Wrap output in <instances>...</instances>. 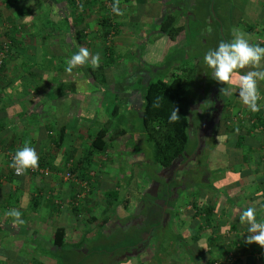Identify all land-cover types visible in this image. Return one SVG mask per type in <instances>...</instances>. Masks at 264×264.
I'll return each instance as SVG.
<instances>
[{
    "label": "crops",
    "instance_id": "1",
    "mask_svg": "<svg viewBox=\"0 0 264 264\" xmlns=\"http://www.w3.org/2000/svg\"><path fill=\"white\" fill-rule=\"evenodd\" d=\"M199 1L119 0L124 15L114 14L117 31L106 52L105 83H101L96 69H87L91 64L72 73L65 70L68 59L88 43L77 33L87 28L88 37L96 40L104 27L99 0H82L83 13L76 10L80 15L71 14L68 0H0V45L10 41L0 67V141L34 148L39 164L48 167L46 174L27 170L17 175L6 150L0 154V264H146L151 230L142 225L147 219L146 201H152L146 194L148 199L157 194L168 168L153 165L151 154L142 149L141 121L134 122L140 119L144 86L157 76L167 79L172 71L185 74L187 85L198 86L187 90L185 98L191 118L189 143L170 165L169 174L188 184L175 197L168 222L177 220L178 209L184 208L186 216L193 213L197 189L195 201L212 207L211 224L205 221L207 234L202 236L201 231L199 239L188 242L174 231L182 237L177 242L187 243L184 250L193 254V264H208V248L215 255L213 264H264V248L246 243L248 228L239 222L240 212L248 207L255 208L257 220L264 222V99L258 102L261 110L253 113L239 99L238 88L221 95L225 85L211 77L203 60L209 47L204 52L197 48L191 58L188 53L207 35L215 37L213 49L221 41L231 42L233 33H244L250 43L264 47V12L257 11L254 0H216L215 11L205 13L202 24L195 15L203 14ZM172 9L184 25L175 39L159 31L163 14ZM191 23L194 33L188 40ZM92 45L89 50L99 54L100 65L105 50L97 42ZM174 47L182 50L178 54L182 57L168 60L167 67V52ZM258 83L264 97V81ZM104 123L110 127L102 136L104 148L99 149L92 141ZM70 159L77 163L79 180L94 172L87 190L62 176ZM193 175L205 185L192 184ZM157 202L167 208L163 200ZM11 210L21 213L22 224L7 215ZM57 227H63L61 245L54 243ZM189 229L191 238L198 227ZM116 233L129 238L130 247L109 254L95 249L97 242L104 246ZM208 234L218 236L216 245L202 243ZM167 238L152 243V256L165 250ZM168 241L175 245L176 241ZM228 252L233 258L227 263ZM168 256L173 261L176 251Z\"/></svg>",
    "mask_w": 264,
    "mask_h": 264
},
{
    "label": "trees",
    "instance_id": "2",
    "mask_svg": "<svg viewBox=\"0 0 264 264\" xmlns=\"http://www.w3.org/2000/svg\"><path fill=\"white\" fill-rule=\"evenodd\" d=\"M82 0H80L81 3ZM215 1L216 0H200V4H202V13L203 14H195L199 19L203 20L202 24L205 22L204 14H211L212 10L215 11ZM71 7L75 10L77 9L78 2L76 0H68ZM115 3V0H112V6ZM100 7L106 12L100 17L101 22L104 25L105 33L108 34V31L111 27L117 31L116 21L114 20V12L105 8L102 0H99ZM79 13L78 15H80ZM180 14L176 9L168 10L163 14V17L160 21L159 31L168 35L171 39H175L177 34L183 29L184 25L179 23ZM222 21L219 22V25ZM80 35H86V29L82 28L80 30ZM7 38L12 39V35L7 34ZM7 50L10 41L7 40ZM3 42L0 45V49L2 48ZM106 51L110 47V45L106 44L105 42ZM107 56V57H106ZM105 56V61L102 62L98 68L87 67L89 71H93L96 69L98 76L100 77L99 82L105 83V76H104V66L106 65L109 58V54L107 53ZM3 60L0 64V67L3 65ZM167 60H165V65L167 66ZM168 67V66H167ZM187 81L183 74L179 71H172L170 76L165 79L164 76H157L150 79L147 84L144 86L143 91V98L144 104L140 114V121H141V130L144 133V140L147 141L151 146V155L150 159L153 165L161 166L168 168L176 159L181 157L184 152H186L188 143H189V132L188 126L191 122V118L188 116V112L186 110L185 98L187 95ZM159 98L160 107L154 108L153 102ZM206 101L204 102L205 105ZM177 107L179 109L180 120L177 123H169V116L172 110ZM118 111V107L114 106L111 113L116 114ZM193 121V119H192ZM107 125V124H106ZM108 127L101 126L100 131L94 137L92 141L93 145L98 147L99 149H103V141L102 136L103 134L107 133ZM114 134H117L116 129L113 131ZM100 141V142H99ZM12 146V145H11ZM10 145L6 146L5 143L0 141V147H6L8 150L15 154L16 151L12 150ZM76 163V161H75ZM198 163V162H197ZM74 164V162H73ZM199 164V163H198ZM41 165V164H40ZM194 167H199V165L193 164ZM73 171L77 169V163L71 167ZM196 170V169H194ZM78 175V174H77ZM88 178V176H86ZM193 183L199 187L205 185L204 181L201 177H197V175H193ZM157 181V180H155ZM159 182V181H158ZM188 182H185L184 178L178 179L175 175L168 177H162L159 182V190L155 196H151L146 194L147 200L144 206V211L147 216V221H154L153 225L155 224V230L160 229L159 225L162 226L164 224L165 219L163 220L164 215H168L170 209L174 207V200L175 197L183 191L187 187ZM198 187V188H199ZM205 188H210L211 186H204ZM199 189L194 192V212L193 215H197L199 213H204L205 221L210 223V213L212 207L209 204L202 206L199 201H195L199 196ZM206 200V198H204ZM157 200H163L164 204H167V209L163 210L162 205H160ZM76 206V205H73ZM169 223V222H168ZM167 225V224H166ZM165 225V226H166ZM152 227V226H151ZM149 227H146V231ZM199 228L198 226L197 231L192 233L191 239L197 240L200 238L199 235ZM1 229V226H0ZM63 227H57L54 232V243L61 245L63 244ZM151 232L149 233L150 237ZM135 237V235H134ZM147 237V239H148ZM168 240L172 241L173 243L176 241L178 245H184L188 249V245L185 241H181L178 243V240H182V237L179 233H173L171 237L168 235ZM217 237L212 234H208L206 241L209 245H216ZM138 239V238H137ZM135 238V240H137ZM130 247V244L129 246ZM208 255L206 261L208 264L216 263L214 259L215 256H210V249H208ZM230 251V250H229ZM189 253V252H188ZM233 255L231 252H228L227 258L229 255ZM190 258L192 259L193 254L189 253ZM218 258V256H217ZM215 260V262H214ZM161 263V262H160Z\"/></svg>",
    "mask_w": 264,
    "mask_h": 264
},
{
    "label": "clouds",
    "instance_id": "3",
    "mask_svg": "<svg viewBox=\"0 0 264 264\" xmlns=\"http://www.w3.org/2000/svg\"><path fill=\"white\" fill-rule=\"evenodd\" d=\"M112 11L119 16L124 13L119 8V0H115ZM231 42L221 41L216 49H210L203 57L206 66L211 69V77L221 85V95H231L234 88H238V96L242 103L253 112H259L258 103L264 97L259 90V81H264V70H261V61L264 60V47L250 43L244 33H233ZM99 54L93 55L87 47L81 46L67 61L66 72L72 73L74 68L91 64L93 68L99 67ZM244 69H250L243 72ZM154 108H159V98L153 102ZM180 120L179 109L175 107L170 116L169 123ZM17 174L27 170L39 168V156L32 147L24 146L18 149L10 165ZM7 215L14 218V223L22 224L21 213L11 210ZM239 222L247 225L248 235L246 243H256L264 248V222H259L256 209L248 207L239 214Z\"/></svg>",
    "mask_w": 264,
    "mask_h": 264
},
{
    "label": "rangeland",
    "instance_id": "4",
    "mask_svg": "<svg viewBox=\"0 0 264 264\" xmlns=\"http://www.w3.org/2000/svg\"><path fill=\"white\" fill-rule=\"evenodd\" d=\"M78 1H79V3H78V6H77V9L74 10L72 8V10H73V12L71 13L72 15H74L76 13L77 14L81 13L84 10V8H85V3L84 2H81L80 3V0H78ZM241 1H244V0H241ZM254 4H255V6L257 8V11H259V9H261L264 12V0H254ZM191 7H194V5L192 4ZM7 9H12V7L9 6ZM79 9H80L81 12H76V10H79ZM101 10H102V12H99L100 17L106 12L105 10L102 9V7H101ZM262 19L264 20V18H262ZM242 21L243 22H249L251 20H247V19H244L243 18ZM202 22H203V20H202ZM192 25L193 24L191 23L190 24L191 27L189 28V26H188V28H187L186 35H187V39L188 40H190L191 36L194 33V30L192 29ZM197 25H198V23L195 24V26H196L195 30H197V28H198ZM77 34H78V36H80V38L82 40H84L85 42H88L87 45H85V47H87L89 49V47L92 45V43H94V42L96 43L97 42L98 46H100V48H101L100 50L103 51V49H104L105 50V54H106L107 51H106V47H105L106 46L105 45V41H106V35H107V33H105L104 27H103L102 31H100L97 34L98 38L96 40L95 39H93V40L90 39L91 38L90 36L88 37L89 30L87 28H86V35L81 36L80 33H77ZM115 34H116V31H115L114 35ZM113 38L111 39L109 45H111V43L113 41ZM88 39H90V40H88ZM214 39H215V37L214 38H211L208 35L207 36H203V40H205V42L200 43V44H197L196 47H194V46L191 47L190 50L188 51L190 58L193 57L194 54L198 53V49L199 50L200 49H203V52H204V50L207 47H209L208 50L213 49L215 47V46H213ZM95 45L96 44H93L92 46H95ZM181 52H182V50L179 47L172 48L169 52H167L166 60L167 61L169 60L168 62H170V61L173 62V59L174 58H180L181 59L182 56L181 55H178V54H181ZM109 53H110V51H109ZM167 57H169V58H167ZM198 57H200V56H198ZM183 75L185 77V74H183ZM185 79H186V77H185ZM192 84L193 83H188V85H187L188 91L192 87H197L198 86V85H196V86L193 85L192 86ZM200 96L203 97V94L200 95ZM139 120H140L139 118L135 119L134 124H138ZM102 126L110 127V125L108 123H104ZM18 129L21 130L23 128H13L14 132H17ZM5 145L8 146L10 144H8L6 142ZM19 146H21V144H19ZM11 147H12V150L13 151H17L18 149H21V147L20 148H17L14 145H12ZM22 147H24V146H22ZM0 149H1L0 154L1 153L4 154V151L3 150H6V151L8 150L7 148H2V147H0ZM142 149H143V151H145V153L147 155H150L151 154V146H150V144L147 141H144V143L142 145ZM75 164L76 163H75V160H74V165ZM64 172H65V167H64V170L62 172V176H63ZM149 182H151V180ZM149 182H148V184H149ZM155 185H156V183H155ZM194 210H196V209H194ZM194 210H193V212H194ZM185 211L186 210H184V208L178 209L177 212H176L177 215H178L177 216V220L176 221H171L169 223H168V220H172V218L170 219V217H169L170 215L169 214H168L169 216L168 215L165 216V222H164L165 224H162V226L159 225V228L160 229H157L156 231H155V228H156L155 227V224L153 225L154 221H147L146 220L145 224H143L144 226L142 225V228H144L145 230H146V227H149L148 229L151 230V236L149 237L150 240H149V242L146 243V250L144 252V254H145V257L144 258L146 260V262H145L146 264H158V262L159 263L162 262V264H164V263L165 264H169V263H172V264H175V263L176 264H193V260H191V258L188 256V254L184 250V245L185 244L184 245H178L175 242L174 243L175 245H173L171 242L168 241V239H166V242H164V246L162 247L165 250H163V251L161 250V252L159 254V256H161V258L159 256H155L154 257L150 253V252H152L151 250H153L152 249L153 248L152 243L153 242H156V239H158L159 237H163V236L167 237L168 235L171 237V235L174 233V231L180 232L181 234H183L184 236H186L188 242H190L191 241V238H190L191 229H189V228L191 227V225L194 228H197L198 226H200L199 231L200 232L203 231L202 233L204 234L202 236H205L207 234L206 233V229H205L206 227H205V219H204L205 215H204V213H199V214H197L195 216L192 213V214H189L188 216H186ZM121 234L122 235H120V233H116V234L112 235L111 236V239L106 240L104 246H102V243H98L97 242L95 244L96 245V248L95 249L96 250L97 249H100V251L107 252V254H109V253H111V251L113 249H114V251H119L120 252L122 249L127 248L126 245H129L130 244L129 243V238H125L123 236V233H121ZM202 243L206 244L205 246H208V247L213 246V244L212 245H209V243L206 240H203ZM175 251H176V259H174V260H176V261H174V260L172 261V259H170V257L168 255L173 254V252H175ZM119 252H115V256H117V254H119V255L122 254V253H119ZM211 255H213V257L215 256L213 254V250L212 249H210V256ZM207 258L208 257L206 255V259ZM229 259L230 258H227L225 260V262L228 263L229 262ZM135 260H138V258L135 257ZM194 264H195V262H194Z\"/></svg>",
    "mask_w": 264,
    "mask_h": 264
},
{
    "label": "built area",
    "instance_id": "5",
    "mask_svg": "<svg viewBox=\"0 0 264 264\" xmlns=\"http://www.w3.org/2000/svg\"><path fill=\"white\" fill-rule=\"evenodd\" d=\"M102 2H103V4H104V6H105V8L106 9H108V10H112V0H102ZM114 33H115V29L113 28V27H111L110 29H109V31H108V34L106 35V44H108L109 45V43H110V41H111V39L114 37ZM6 50H7V42L6 41H4L3 42V45H2V48L0 49V64H1V62H2V58L5 56V53H6ZM0 151H1V149H0ZM5 155L7 156V158L11 161V163H12V158H13V156H14V153L13 152H11V151H5ZM73 166V161H72V159H70V160H67V162H66V164H65V172H64V174H63V177L65 178V179H69V180H75L76 182H79V184L81 185V186H83L84 187V189H86L87 190V188H88V184L91 182V181H93L94 180V172H90V174H91V177H89V178H84V179H80L79 180V178H78V176H77V172H76V170L75 171H73L72 169H71V167ZM67 167V168H66ZM30 171H33V172H38V173H44V174H46L47 172H48V167L47 166H42V165H40L39 164V168L38 169H36V170H32V169H29ZM13 172H14V174H17V172H16V170L13 168ZM18 175V174H17ZM79 195H81L80 193H78ZM79 195H77V197L79 196ZM77 202H75V203H73V204H76ZM228 258H230L229 260H231L232 258H233V255H229L228 256Z\"/></svg>",
    "mask_w": 264,
    "mask_h": 264
},
{
    "label": "flooded vegetation",
    "instance_id": "6",
    "mask_svg": "<svg viewBox=\"0 0 264 264\" xmlns=\"http://www.w3.org/2000/svg\"><path fill=\"white\" fill-rule=\"evenodd\" d=\"M204 105V104H203ZM205 116V115H204ZM171 167L172 166H169L168 167V169L166 170V173H165V175H164V177H168L169 176V174L171 173ZM158 189H159V186H158ZM155 192H156V190H155ZM167 209V208H166ZM165 209V210H166ZM165 216H167V214L165 215ZM165 216H163V220L165 219ZM165 224V223H164ZM144 241H148V239H147V237L145 238V240Z\"/></svg>",
    "mask_w": 264,
    "mask_h": 264
},
{
    "label": "water",
    "instance_id": "7",
    "mask_svg": "<svg viewBox=\"0 0 264 264\" xmlns=\"http://www.w3.org/2000/svg\"><path fill=\"white\" fill-rule=\"evenodd\" d=\"M176 161V160H175ZM174 163V162H173ZM172 165V164H171Z\"/></svg>",
    "mask_w": 264,
    "mask_h": 264
}]
</instances>
